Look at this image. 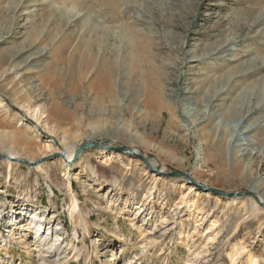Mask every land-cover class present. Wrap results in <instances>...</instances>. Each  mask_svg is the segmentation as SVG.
Returning a JSON list of instances; mask_svg holds the SVG:
<instances>
[{
    "label": "rangeland",
    "instance_id": "obj_1",
    "mask_svg": "<svg viewBox=\"0 0 264 264\" xmlns=\"http://www.w3.org/2000/svg\"><path fill=\"white\" fill-rule=\"evenodd\" d=\"M233 36L224 50L234 56L192 61ZM1 40L0 264H233L236 249L235 264H264V209L252 196H216L129 155L107 164L106 150L83 151L69 168L61 162L64 150L87 143L128 147L157 170L264 198V103L255 108L263 88L254 83L264 78V0H0ZM33 53V66H17ZM250 59L259 68L208 108L212 84L197 77L220 78ZM240 96L251 109L240 129L260 121L250 146L237 129L241 115L230 131L214 115ZM31 126L29 149L8 140ZM4 155L42 160L41 168L8 166ZM75 200L80 226L69 217ZM22 208L31 220L12 227ZM40 212L48 234L37 242L22 223L35 225Z\"/></svg>",
    "mask_w": 264,
    "mask_h": 264
},
{
    "label": "bare ground",
    "instance_id": "obj_2",
    "mask_svg": "<svg viewBox=\"0 0 264 264\" xmlns=\"http://www.w3.org/2000/svg\"><path fill=\"white\" fill-rule=\"evenodd\" d=\"M34 12V11H33ZM24 14H27L28 16L30 15V12L28 11V12H25ZM4 40H1L0 41V43H2ZM237 40H236V37H230V40H225L224 41V43L222 44V45H220V46H217V47H215L214 48V50L212 51V52H210V53H208V54H205V55H200V56H194V59H192V61H194V63L195 64H199L200 62H202L203 61V59L205 58H209V57H212V56H216V55H219L220 54V57H221V59L223 58V59H225L226 57H229V56H234L235 54H233V50H235L233 47L230 49L231 51H230V54L229 53H227V54H225L227 51L226 50H224V49H227L228 47H229V45H230V43L231 42H234L233 44H235V42H236ZM231 47V46H230ZM229 52V51H228ZM20 55H21V53L20 52H18L17 54H16V56H14V58H19L20 57ZM38 57V54L37 53H33V54H29L28 56H25V58H23L22 60H20V62L18 63V65L17 66H19V68H21V66L22 65H24V67L26 66V67H29L30 65H32L33 66V62L36 60V58ZM21 58V57H20ZM219 58V57H218ZM213 59V58H212ZM231 59H229V61H230ZM251 60V62L247 65V64H245V62H244V65H242L243 64V62H242V64H240L239 62V64L238 65H236L235 66V64H234V68H229L230 70H228V71H230V72H226V73H221L222 74V77H220V78H212V76H209V75H206V76H202V79H200L199 77H197L199 80H200V82H203V81H209V84L211 85V87H209L210 89H213L212 90V95L210 96V94L208 93L207 94V96H206V99H207V106H208V108H209V104H212V102L215 100V98L216 97H218V95L221 93V92H223V91H225V89L230 85V83L231 82H233V81H235L236 80V78L237 77H243V78H246L248 75L246 74V73H248V72H251L252 71V69H254L255 68V70L257 69V67L259 66V65H257V61L256 60H253V59H250ZM231 61H233V60H231ZM248 61V60H247ZM34 64H35V62H34ZM261 66V65H260ZM190 68H193V67H190ZM259 68V67H258ZM262 68V67H261ZM194 69H195V67H194ZM225 69H227V68H225ZM259 70V69H258ZM196 73H197V71H196ZM194 75H197V74H195V73H193ZM205 74V73H204ZM199 75V74H198ZM241 75V76H240ZM217 76V75H216ZM201 77V76H200ZM213 77H215V76H213ZM264 77V76H263ZM193 79H194V81H195V78L194 77H192ZM239 78V79H240ZM198 79H197V81H198ZM238 79V80H239ZM189 80V79H188ZM191 81V80H190ZM255 83V85H256V87L257 88H259V87H262L263 88V91H262V94H261V100H260V103H258L257 105H256V107L255 108H257V107H260V106H262V104L264 103V78H262V79H259L258 81H256V82H254ZM232 86V85H231ZM230 87V86H229ZM227 90V89H226ZM155 92V91H154ZM154 92H151V94L152 93H154ZM184 93H186V94H191L190 92H189V90L187 89V88H185L184 89ZM150 94V95H151ZM153 96H154V98L156 97V99H157V101H159L160 102V104H161V97H162V94L161 95H154V94H152ZM243 95H245V96H247V90L245 91V92H243ZM251 95H254V97L256 96V91H255V89L251 92ZM149 98H151V97H149ZM152 99V98H151ZM161 107H163L162 105H161ZM207 108V109H208ZM237 108L239 109V112H240V114L239 113H237L238 112V110H237ZM161 109V108H160ZM250 112H251V109H244L243 108V106H242V103H241V96L240 97H238L237 99H235V101L233 102V104L230 106V107H228V108H223L222 110H220V112L218 111H216L215 113H214V115H217V116H219V126L220 125H222V126H224L225 127V130H227V131H230V125L231 124H233V123H231V121L233 120V118H234V116L236 115V117L238 116V115H241L240 117H239V119H238V121L236 122L237 123V129H240V127H241V124H242V122L245 120V119H247V117L250 115ZM34 119H36L35 120V128H37L38 127V125H40L39 123H40V120H41V117H39L38 116V114H34ZM32 118V117H31ZM204 119L205 118H198V123H201V122H203L204 121ZM33 120V119H32ZM262 122V121H261ZM257 123H260V121H257V122H254V123H251V125L249 126V127H247L246 128V130H241L240 129V131L241 132H244V140H245V142H246V144H247V146H250L251 145V143L250 142H255L254 140H252L251 138H252V136H251V133H252V130H253V128H254V125L255 124H257ZM34 126L32 127H27V131L26 132H22L21 134H16L15 132H17V130L16 131H14V133L16 134V135H14L13 133L12 134H10L9 136H8V140L9 141H11V142H13V144H17V143H20V144H25L26 146H25V148H23V149H25V150H27V149H29V146H30V143H31V139L29 138V136H28V133H31V132H34L35 131V128H34ZM218 126V125H217ZM263 126H264V121H263ZM215 127L216 126H213L212 127V130L210 131V132H212V131H214V130H216L215 129ZM214 129V130H213ZM26 130V129H25ZM217 130H218V127H217ZM249 130V131H248ZM219 131V130H218ZM239 131V130H238ZM230 134H231V132H230ZM228 135H229V132H228ZM234 135V136H233ZM236 135H235V133L234 134H231L230 135V137L228 136V141H226L227 143H226V145L228 144L229 146H231V143H230V141L233 139H235L236 138V140L238 139L237 137H235ZM224 137H225V132H224ZM223 139V138H222ZM226 139V140H227ZM243 140V139H242ZM218 144H216L215 145V147H217L218 148ZM21 147V146H20ZM254 147H255V149H258V146H257V144H255L254 145ZM214 148V147H213ZM215 149V148H214ZM259 150H260V152H264V147L263 148H259ZM102 153L104 154V157H105V162L107 163V162H110V160L111 159H113L114 157H117L118 155L117 154H115V153H111V152H104V151H102ZM11 156H13V157H18V155H19V153H17V152H10L9 153ZM61 155H63L62 157H61V162H62V164L64 165V167L65 168H69V164H71L72 162H75V160L74 159H76L75 158V152H74V150H64V152H62L61 153ZM4 157L6 158V160H5V162H7V164H8V166H9V164H11L10 163V160H13V162L15 163V161H16V163H19V164H22V162H21V160L19 159V160H14V159H12L11 157H9V156H5L4 155ZM10 159V160H9ZM33 164H37V162L36 163H32V162H27V164H25L26 166H30V167H36V168H38V169H40L41 168V164H39V165H37V166H31V165H33ZM107 164H109V163H107ZM108 166V165H107ZM35 168V169H36ZM67 173V172H66ZM70 183V182H69ZM190 189H192L193 190V187H191ZM256 192V191H255ZM185 197V196H184ZM256 199H255V198ZM254 199L257 201V202H259V206H260V208L261 209H264V198L261 196V195H257V194H254ZM22 206V205H21ZM72 208H70L69 209V214H70V216L69 217H71L70 219H72L74 222H75V225L76 226H80V222H79V219H80V217L82 218V216L80 215L79 216V214H78V211H79V209H78V203H77V200H75V202H74V204H73V206H71ZM140 208V207H139ZM261 209H259V210H261ZM139 211H141V209H138ZM263 212V211H262ZM17 213V216H15V215H12V217H11V223H12V221L14 222V223H17V224H10V222H9V224L12 226V227H16V226H18V222H19V220H21V218L22 217H26L27 219H28V217H27V213H28V210L27 209H24V208H22L20 211L18 210V211H14V214H16ZM41 213H43V212H40L38 215H37V219H36V224H35V222H34V224L35 225H33V222H31L32 224H30V222L29 221H26V223H22V225L24 226V227H28V229L30 230V231H32V230H34L35 231V239H36V241L37 240H43V239H45V236L48 234V232H47V226L44 224L45 223V221H47V220H45L44 219V215H42ZM80 213V212H79ZM136 213V212H135ZM32 214V213H31ZM30 214V215H31ZM35 216V215H34ZM15 217V218H14ZM86 218L88 217L87 215L85 216ZM0 218H2V216H1V214H0ZM86 218H85V220H84V223H87L86 222ZM34 219V218H33ZM88 219V218H87ZM28 220H31V219H28ZM35 220V219H34ZM33 221V220H32ZM21 225V226H22ZM213 226H216V224H214ZM31 228H33L32 230H31ZM213 229V228H212ZM211 229V230H212ZM61 236V235H60ZM60 236H58L57 235V239H55L52 243H51V245H53V247L52 248H54V246H56L57 244H59V242H60V240H62L61 238H60ZM212 238V237H211ZM38 242V241H37ZM51 247H50V249H52ZM239 251H240V249H236L235 250V252L232 254V255H230V257H231V259H232V261H233V264H235L236 262H237V260H238V258H236V257H238V255H239ZM199 256V255H198ZM117 258H119L118 256H117ZM253 261H254V263L253 262H250V263H252V264H256V259H255V257L253 258ZM249 263V264H250Z\"/></svg>",
    "mask_w": 264,
    "mask_h": 264
},
{
    "label": "water",
    "instance_id": "obj_3",
    "mask_svg": "<svg viewBox=\"0 0 264 264\" xmlns=\"http://www.w3.org/2000/svg\"><path fill=\"white\" fill-rule=\"evenodd\" d=\"M89 149L106 150V151L111 152V153H116V154H121V155L122 154L123 155H129L130 157H132L134 159L140 160L145 165L146 169L149 170L153 174H156V175H158L160 177H164V178L184 177L186 179V181H188L194 187H196V188H198L200 190H203L205 192H211L213 195H216V196L226 197V198H244L246 196L254 197V194H249V193H243V194H240V193H226V192H222V191H219V190H216V189L207 188L205 186H202V185L194 183L190 179V177L187 174H185V173H180V172L166 173L163 170H157V169L153 168V166L150 164V162L144 156H142L137 151H135V150H133L131 148H128V147H111V146H104V145L99 144V143H87V144L81 145L79 147V149L76 151L75 158L78 159V157L80 156V154L83 151H86V150H89ZM62 156L63 155H61V157ZM41 162H42V160L38 161L36 165L33 164L31 166H37ZM15 163H16V161H15ZM22 164L25 165V164H27V162L23 161Z\"/></svg>",
    "mask_w": 264,
    "mask_h": 264
}]
</instances>
